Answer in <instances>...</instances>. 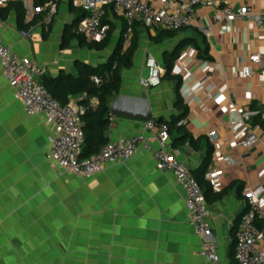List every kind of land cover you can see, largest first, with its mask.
Listing matches in <instances>:
<instances>
[{"label": "crops", "instance_id": "obj_1", "mask_svg": "<svg viewBox=\"0 0 264 264\" xmlns=\"http://www.w3.org/2000/svg\"><path fill=\"white\" fill-rule=\"evenodd\" d=\"M7 1L0 0V7ZM45 1L48 10L50 0ZM211 1L197 8L202 29L192 26L155 42L156 28L136 27L132 66L122 70L119 91L110 96L109 108L118 95L141 96L149 100L151 120L176 121L182 113L176 107V82L162 78L160 85L147 86L144 61L152 54L163 68V77L169 56L179 45V50L190 45L180 54L178 50L172 74L182 83L187 79L191 91L204 76L208 79L203 89L194 91L191 102L183 100L188 113L177 125L184 127L188 137L180 140L181 133L172 127L169 149L192 172L207 156V168L224 155L234 159L232 164L220 162L224 174L219 189L212 188L205 201L210 231L218 239L220 264H235L234 230L246 209L243 190L264 187V125L256 130L257 143L244 149L240 144L244 132L233 133L229 121L235 114L256 111L253 104L264 109V67L255 64L249 78L240 75L250 55L264 57V0H231L233 9L246 4L249 13L233 21L224 34L215 21L219 0ZM24 2L32 7V0ZM75 12L86 14L73 0H59L51 24L40 22L24 37L12 11L0 20V38L13 53L40 65L44 76L76 77L77 62L97 67L103 75L121 40L123 20L107 8L108 45L91 49L73 36ZM204 62L205 72L200 69ZM77 101L73 97L70 103ZM89 104L95 108L98 100L90 98ZM211 130L216 131L213 140L208 137ZM146 134L144 122L112 115L105 131L108 141ZM50 135L45 116L28 115L0 68V264H204L183 189L170 172L158 168L148 151L140 148L129 161L94 175H74L49 158ZM257 224L264 242V207Z\"/></svg>", "mask_w": 264, "mask_h": 264}, {"label": "built area", "instance_id": "obj_2", "mask_svg": "<svg viewBox=\"0 0 264 264\" xmlns=\"http://www.w3.org/2000/svg\"><path fill=\"white\" fill-rule=\"evenodd\" d=\"M58 1L50 0L47 4L48 22L56 13ZM211 4V0H73V5L81 7L86 13L75 26L74 32L90 42L104 41L108 38L110 26L103 22V18L106 9L110 8L113 15L123 20L121 45L125 49L131 44L138 25L165 31H179L192 26L202 29L200 21L197 20V8ZM37 13V9L27 8L26 18L29 19ZM248 13L246 4L233 9L231 0H219L215 11L218 32L220 34L230 32L232 22L244 19ZM255 20L258 24L261 23L259 17L256 16ZM206 33L208 35V32ZM21 34L24 37L29 36L28 31H22ZM255 64L264 67V57L260 54H252L248 57V63L241 68L240 75L243 79L252 75ZM144 66L146 69L144 83L149 87L160 85L163 68L157 59L152 54H148ZM0 68L14 98L22 102L28 115L43 114L45 116L51 128L49 158L62 171L90 176L118 162L129 161L140 148L148 151L158 168L170 172L183 189L189 223L200 239V251L204 264H220L218 239L210 231L203 190L192 171L170 152L166 124H156L153 120L145 121L146 135L108 141L96 154L80 159L78 154L84 144L82 115L86 107L80 105L78 101L61 104L41 82L43 68L34 61L13 53L1 38ZM200 69L205 72L208 64L204 62ZM203 79L194 90L195 92L204 88L203 84L208 77L204 76ZM186 80L184 79L180 87V95L189 103L193 100L194 91L189 89ZM91 81L99 84L101 79L93 75ZM257 114L258 111H247L235 114L229 121V128L233 133L244 132L240 140L244 149L251 148L258 141L256 130L260 126L252 123V118ZM261 119L264 120V113L261 114ZM208 137L213 140L216 137V131H209ZM220 162L232 164L234 159L224 155L220 161L210 165L205 171L204 178L210 182L214 190L219 189V178L224 174ZM243 193L246 209L234 230L235 264H264V242L262 232L257 226V218L262 215L264 207V187L261 184L255 187L246 186Z\"/></svg>", "mask_w": 264, "mask_h": 264}, {"label": "trees", "instance_id": "obj_3", "mask_svg": "<svg viewBox=\"0 0 264 264\" xmlns=\"http://www.w3.org/2000/svg\"><path fill=\"white\" fill-rule=\"evenodd\" d=\"M32 7L38 10L37 15L31 19L26 18L27 7L24 0H9L6 5L0 7V20L7 18L11 12L16 14V23L20 31H28L33 26L38 23H43L50 25L53 19V16L50 18V21L46 23L44 18L47 16V9L45 8V0H32ZM70 8L75 9L71 4ZM77 14L75 23L73 24V36H76L83 42H86L88 47L91 49H103L108 45V38L101 42H90L84 39L81 35H78L74 32V28L77 23L83 18L84 14ZM46 15V16H45ZM107 9L105 11V16L103 22L109 23L106 19ZM136 31V29H135ZM177 31H165L157 29L155 42H159L164 37H171ZM135 35V32H134ZM134 35L132 37V42L127 48H123L121 45V40L117 45L116 49L110 56L109 60L105 64V73L102 75L97 67L90 66L88 64L77 62L75 64L78 76H73L70 74H60L57 77H48L41 75V82L46 87L47 91L57 99L61 104L70 103L71 98L77 97L78 103L84 107L86 110L82 115L83 120V132H84V144L78 157L89 158L90 156L96 154L100 148L108 142L107 137L105 136V131L109 127L111 122V115L109 112V98L113 94H116L119 91L121 83V73L122 70L128 69L132 66V58L134 56L135 49L137 47V42L134 40ZM181 47H177L175 51L169 56L170 60L166 61L165 73L162 78L172 80L176 82V107L180 108L182 113L178 119L172 121H165L163 119L155 120L156 124H166L168 127V132L172 127H175L176 132L181 133L179 139L183 141L188 137V133L184 130V127L178 126V122L181 118L185 117L188 113L186 104L183 101V98L180 95V87L182 84V79L178 75L172 74L173 62L177 58L178 50ZM207 51H204L203 57L206 58ZM97 75L100 77L101 82L95 84L91 81V77ZM96 98L98 100L97 107L89 106V99ZM253 110L258 111V114L253 117V124H259L260 126L264 125V120L261 119V114L264 113V109L255 106H251ZM180 141V142H182ZM193 144V141H190ZM176 143L174 142V145ZM195 147V146H194ZM208 152H212V147H208ZM210 162V157L207 156L201 167L192 172L193 176L197 179L200 184L204 196L212 190V187L209 185L207 180L204 178V173L207 169V166ZM258 226V224H257ZM259 228V227H258Z\"/></svg>", "mask_w": 264, "mask_h": 264}, {"label": "water", "instance_id": "obj_4", "mask_svg": "<svg viewBox=\"0 0 264 264\" xmlns=\"http://www.w3.org/2000/svg\"><path fill=\"white\" fill-rule=\"evenodd\" d=\"M109 112L114 117H127L138 121L152 119L149 100L141 96L118 95L112 102Z\"/></svg>", "mask_w": 264, "mask_h": 264}, {"label": "rangeland", "instance_id": "obj_5", "mask_svg": "<svg viewBox=\"0 0 264 264\" xmlns=\"http://www.w3.org/2000/svg\"><path fill=\"white\" fill-rule=\"evenodd\" d=\"M190 45L186 44L184 45L180 50H179V54L182 53L185 49H187Z\"/></svg>", "mask_w": 264, "mask_h": 264}]
</instances>
